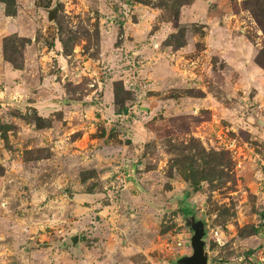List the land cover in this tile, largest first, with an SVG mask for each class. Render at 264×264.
<instances>
[{
    "label": "rangeland",
    "instance_id": "374dc122",
    "mask_svg": "<svg viewBox=\"0 0 264 264\" xmlns=\"http://www.w3.org/2000/svg\"><path fill=\"white\" fill-rule=\"evenodd\" d=\"M263 65L264 0H0V264H175L190 202L264 264Z\"/></svg>",
    "mask_w": 264,
    "mask_h": 264
},
{
    "label": "water",
    "instance_id": "95a60500",
    "mask_svg": "<svg viewBox=\"0 0 264 264\" xmlns=\"http://www.w3.org/2000/svg\"><path fill=\"white\" fill-rule=\"evenodd\" d=\"M55 14V7L46 10L47 19H52ZM184 224L191 231L189 236V246L191 252L182 254L174 260L175 264H207L206 241L204 239L203 219L196 217L193 203L188 204V211L183 213ZM70 246L74 249L77 235L68 237Z\"/></svg>",
    "mask_w": 264,
    "mask_h": 264
},
{
    "label": "built area",
    "instance_id": "2783aa9c",
    "mask_svg": "<svg viewBox=\"0 0 264 264\" xmlns=\"http://www.w3.org/2000/svg\"><path fill=\"white\" fill-rule=\"evenodd\" d=\"M228 142H229L228 144H229L230 147L234 146L233 141H228ZM260 215H261V219L260 220H261V223H262V230L261 231H262V233L264 235V208H263L262 213ZM261 260L264 261V257H262Z\"/></svg>",
    "mask_w": 264,
    "mask_h": 264
},
{
    "label": "flooded vegetation",
    "instance_id": "af4514ba",
    "mask_svg": "<svg viewBox=\"0 0 264 264\" xmlns=\"http://www.w3.org/2000/svg\"><path fill=\"white\" fill-rule=\"evenodd\" d=\"M188 210V209H187Z\"/></svg>",
    "mask_w": 264,
    "mask_h": 264
},
{
    "label": "trees",
    "instance_id": "16d2710c",
    "mask_svg": "<svg viewBox=\"0 0 264 264\" xmlns=\"http://www.w3.org/2000/svg\"><path fill=\"white\" fill-rule=\"evenodd\" d=\"M264 66V65H263Z\"/></svg>",
    "mask_w": 264,
    "mask_h": 264
}]
</instances>
